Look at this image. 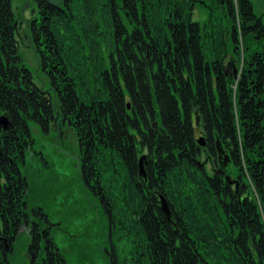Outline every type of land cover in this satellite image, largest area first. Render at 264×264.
Masks as SVG:
<instances>
[{"label": "trees", "instance_id": "16d2710c", "mask_svg": "<svg viewBox=\"0 0 264 264\" xmlns=\"http://www.w3.org/2000/svg\"><path fill=\"white\" fill-rule=\"evenodd\" d=\"M37 1L28 36L49 90L23 63L12 0H0V116L10 121L0 123V264L19 237L6 226L24 210L9 198L26 199L31 121L75 132L82 187L110 238L128 243L123 258L113 244V264H264V18L254 0ZM32 233L30 264H69L52 230Z\"/></svg>", "mask_w": 264, "mask_h": 264}, {"label": "rangeland", "instance_id": "374dc122", "mask_svg": "<svg viewBox=\"0 0 264 264\" xmlns=\"http://www.w3.org/2000/svg\"><path fill=\"white\" fill-rule=\"evenodd\" d=\"M258 14H263L264 0H254ZM18 24L17 37L23 63L34 73L37 84L49 90L47 77L40 71L38 58L28 34V24L38 15L37 0H12ZM196 18L203 12L196 9ZM33 137V156L28 158L30 207L42 208L50 217L52 236L69 264H113V244L120 258L125 257L128 243L110 238L107 219L98 200L81 184L79 143L75 132L65 126L61 132L53 127L43 131L30 122ZM40 157V159H38ZM42 158V159H41ZM46 163L45 167L44 164ZM14 251L5 264H30L27 255L26 230L20 231Z\"/></svg>", "mask_w": 264, "mask_h": 264}, {"label": "flooded vegetation", "instance_id": "af4514ba", "mask_svg": "<svg viewBox=\"0 0 264 264\" xmlns=\"http://www.w3.org/2000/svg\"><path fill=\"white\" fill-rule=\"evenodd\" d=\"M62 4V3H61ZM3 126V125H2ZM10 127V124L8 125L7 129L4 128V130H8V128ZM9 134L11 135V132H9ZM5 135H8V131L5 133ZM29 138V137H28ZM25 152L30 151V143H29V139L27 140L25 138ZM15 145H16V141H15ZM30 156V155H29ZM26 158H28L26 156ZM27 161V159H26ZM18 168V167H17ZM20 172L23 174V177L26 178L27 181V185L25 187L24 193L26 195V199L29 193V187H28V182H29V176L26 170H23V167L19 168ZM30 184V182H29ZM17 199L22 200L24 204H22V207H24V210L22 208H20L15 217H10L8 218V223H7V230H10L11 232H17L20 233V231L22 230H26V233L32 236V242L34 239V234L32 233L33 231L39 232V234H44L47 231L51 230V226H52V222L50 220V218L47 215L41 214L39 217H34V215L32 214V211L28 208L27 204H26V199H24V194L17 196V198L15 199V197H13V194H11V197L9 198V201L11 203V207H13L14 213L16 212V205L15 202L17 201ZM24 199V200H23ZM1 229H4L3 226H0V231ZM8 253V248H3L1 243H0V256H5Z\"/></svg>", "mask_w": 264, "mask_h": 264}, {"label": "water", "instance_id": "95a60500", "mask_svg": "<svg viewBox=\"0 0 264 264\" xmlns=\"http://www.w3.org/2000/svg\"><path fill=\"white\" fill-rule=\"evenodd\" d=\"M46 1H48L53 6H59L63 2V0H46ZM0 123L4 126L5 129H7L8 125L10 124V121L5 115H2L0 116ZM198 143L200 146H205L206 145L205 137L200 136L198 139ZM146 160H147L146 154H142L139 157V172L140 175H142L144 178H147V171L145 168V165L147 164ZM160 201H161L162 210L167 214L168 217H170L171 210L166 198L164 196H161ZM31 243H32V236L30 235L29 246L31 245Z\"/></svg>", "mask_w": 264, "mask_h": 264}]
</instances>
